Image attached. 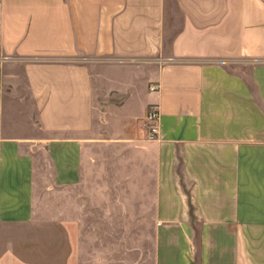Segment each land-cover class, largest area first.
<instances>
[{"label": "crops", "instance_id": "crops-1", "mask_svg": "<svg viewBox=\"0 0 264 264\" xmlns=\"http://www.w3.org/2000/svg\"><path fill=\"white\" fill-rule=\"evenodd\" d=\"M0 264H264V0H0Z\"/></svg>", "mask_w": 264, "mask_h": 264}, {"label": "built area", "instance_id": "built-area-1", "mask_svg": "<svg viewBox=\"0 0 264 264\" xmlns=\"http://www.w3.org/2000/svg\"><path fill=\"white\" fill-rule=\"evenodd\" d=\"M155 86H151V90H155ZM142 136L146 140H154L159 136L160 130V110L155 104L148 107L147 113L140 123Z\"/></svg>", "mask_w": 264, "mask_h": 264}]
</instances>
